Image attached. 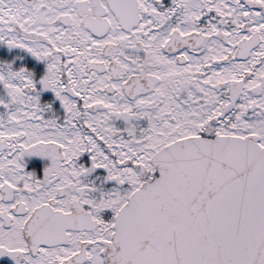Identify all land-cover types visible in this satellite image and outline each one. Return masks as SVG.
<instances>
[{"label": "snow or ice", "instance_id": "snow-or-ice-1", "mask_svg": "<svg viewBox=\"0 0 264 264\" xmlns=\"http://www.w3.org/2000/svg\"><path fill=\"white\" fill-rule=\"evenodd\" d=\"M0 264H264V0H0Z\"/></svg>", "mask_w": 264, "mask_h": 264}]
</instances>
